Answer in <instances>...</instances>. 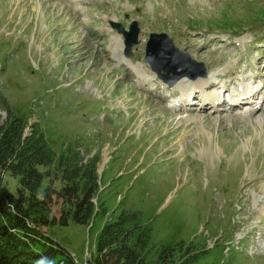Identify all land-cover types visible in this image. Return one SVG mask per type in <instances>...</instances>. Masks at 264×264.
<instances>
[{
	"label": "rangeland",
	"instance_id": "374dc122",
	"mask_svg": "<svg viewBox=\"0 0 264 264\" xmlns=\"http://www.w3.org/2000/svg\"><path fill=\"white\" fill-rule=\"evenodd\" d=\"M134 23L138 44L127 56L114 24L131 32ZM152 34L175 49L166 46L169 63L153 60L166 66L167 80L215 73L209 103L221 86L257 85L262 105L174 108L184 102L182 87L152 71ZM3 98L26 115L24 138L37 123L57 154L73 146L86 160L98 158L93 219L43 229L77 262L93 258L107 223L138 216L153 227L149 264L168 241L212 250L219 264H264V0H0ZM50 170L61 189V174ZM0 178L15 195L17 180ZM61 204L54 196L52 217Z\"/></svg>",
	"mask_w": 264,
	"mask_h": 264
},
{
	"label": "trees",
	"instance_id": "16d2710c",
	"mask_svg": "<svg viewBox=\"0 0 264 264\" xmlns=\"http://www.w3.org/2000/svg\"><path fill=\"white\" fill-rule=\"evenodd\" d=\"M0 109L7 113L6 119L0 113V172L18 183L14 195L0 178V264H81L43 229L67 227L71 221L86 225L93 219L98 158L86 160L73 146L57 154L37 123L24 138L26 115L15 112L5 98ZM51 167L61 174L59 190L53 188ZM54 196L62 201L58 219L52 217ZM152 235L151 224L138 216L133 221L122 216L101 229L96 254L88 264H149L148 255L155 248ZM176 247L183 257L179 264H219L217 258L208 257L212 250H184L182 243L172 241L160 245L155 264H177Z\"/></svg>",
	"mask_w": 264,
	"mask_h": 264
},
{
	"label": "water",
	"instance_id": "95a60500",
	"mask_svg": "<svg viewBox=\"0 0 264 264\" xmlns=\"http://www.w3.org/2000/svg\"><path fill=\"white\" fill-rule=\"evenodd\" d=\"M114 28L117 29L120 34H123V36L125 38L126 54H127V56H130L132 47L134 45L138 44L139 28H138L137 24L134 23L131 26V32L132 33L125 31L119 24H114ZM131 38H133V39H131ZM168 41L170 43H168ZM166 46L171 48V50H175L171 39H169L166 35H164V34H162V35L152 34L150 36V41H149V43L147 45V49H146V59L148 60L150 66L152 68V71L155 72L156 74H158L162 80H164L165 82H168V84L170 86H173L180 79H182L184 77H189L190 79H195V78L197 79L198 77H206L207 74H205L206 72H204L203 70H202V73H198L197 71L192 70L193 74H191L190 71L189 72L187 71V72H185V74L183 76H181L179 78L175 79V77L174 78L171 77L174 80H170L169 78L167 80V78L162 76V74H161V72H165L164 67H166V66L163 63H162L164 65L163 67H161L159 65L155 66V64L153 63L154 59H159L162 62L164 60V61H167L169 63V61H170L169 60L170 59L169 49H166L167 48ZM178 52L179 51L176 50V54ZM180 55H183V54L179 52L178 56H180ZM183 57L186 58L187 61H189V57L187 55H185ZM178 62H179V60L174 58V64H172V67L176 66L178 64Z\"/></svg>",
	"mask_w": 264,
	"mask_h": 264
},
{
	"label": "bare ground",
	"instance_id": "6f19581e",
	"mask_svg": "<svg viewBox=\"0 0 264 264\" xmlns=\"http://www.w3.org/2000/svg\"><path fill=\"white\" fill-rule=\"evenodd\" d=\"M187 47H190V46H187ZM214 75H215V73H210V75L207 78H205V79L202 78V77H200L198 79L195 78V80H192L190 78H187V79L184 78L183 80L178 82L175 87H182L180 89V91H182V93H184V92L186 93V90H188L191 87L192 90L186 95H187V97L189 99V102H193V103H194V101H196V98L201 97V100H203L205 102L204 104H200L201 105V107H200L201 111H206V110H204L203 107H207V108L211 109V111H213V112L220 110V108H224V110H228V109L235 110L236 108H234V107L237 106V104H235V106H233V107L229 105V102L230 103H234L233 100H232L233 98H228L226 100L222 95H220V97H219L218 92L214 93L213 96H212V97H216V99H217V101H216V103H218V105H216L217 108L216 107H212L210 104L206 103V102H209V101L205 98L204 94L206 92H209L212 89L217 87L216 85H214L215 83H212V80L214 79ZM131 77L132 76H130V79H131ZM241 89L243 90V92H240L238 94V96H239L238 103L246 101L247 99H249V102H253L254 99L252 100V98H249V97L252 96V95L254 96V94H256V93H254L253 91L251 92L244 85H241ZM232 97H234V96L232 95ZM189 106L190 107H187V106H183V107L182 106H176L175 108L180 110L182 108L191 109L193 107L192 104L189 105Z\"/></svg>",
	"mask_w": 264,
	"mask_h": 264
},
{
	"label": "clouds",
	"instance_id": "9594fccd",
	"mask_svg": "<svg viewBox=\"0 0 264 264\" xmlns=\"http://www.w3.org/2000/svg\"><path fill=\"white\" fill-rule=\"evenodd\" d=\"M40 264H44V262H43V261H41V262H40Z\"/></svg>",
	"mask_w": 264,
	"mask_h": 264
}]
</instances>
